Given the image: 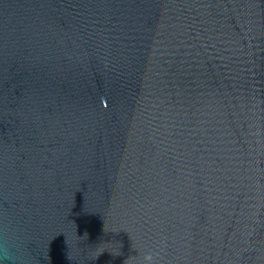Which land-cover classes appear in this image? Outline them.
Returning <instances> with one entry per match:
<instances>
[{
  "label": "water",
  "instance_id": "obj_1",
  "mask_svg": "<svg viewBox=\"0 0 264 264\" xmlns=\"http://www.w3.org/2000/svg\"><path fill=\"white\" fill-rule=\"evenodd\" d=\"M147 250L264 264V0H0V264Z\"/></svg>",
  "mask_w": 264,
  "mask_h": 264
},
{
  "label": "clouds",
  "instance_id": "obj_2",
  "mask_svg": "<svg viewBox=\"0 0 264 264\" xmlns=\"http://www.w3.org/2000/svg\"><path fill=\"white\" fill-rule=\"evenodd\" d=\"M83 239H87L88 238V234L87 232L84 233ZM105 251L104 250H99L97 255L92 257L91 259L96 260L99 258L100 255H102ZM121 254V253H120ZM4 258L7 259L8 258V252L5 249L4 252ZM70 259V257H69ZM124 264H159L158 262V254L151 251V250H147L144 251L142 253H139L138 255L134 256V257H129Z\"/></svg>",
  "mask_w": 264,
  "mask_h": 264
}]
</instances>
